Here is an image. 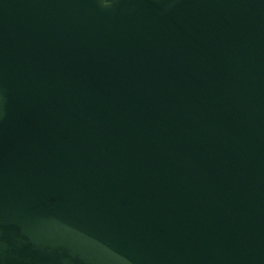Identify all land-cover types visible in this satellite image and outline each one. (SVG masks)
<instances>
[{
  "label": "water",
  "instance_id": "95a60500",
  "mask_svg": "<svg viewBox=\"0 0 264 264\" xmlns=\"http://www.w3.org/2000/svg\"><path fill=\"white\" fill-rule=\"evenodd\" d=\"M0 264H264V0H0Z\"/></svg>",
  "mask_w": 264,
  "mask_h": 264
}]
</instances>
